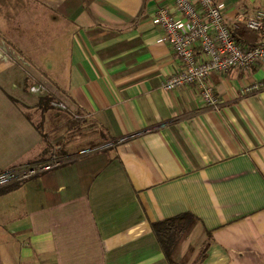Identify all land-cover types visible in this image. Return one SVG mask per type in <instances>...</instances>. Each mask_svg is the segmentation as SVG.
Listing matches in <instances>:
<instances>
[{"label":"crops","instance_id":"1","mask_svg":"<svg viewBox=\"0 0 264 264\" xmlns=\"http://www.w3.org/2000/svg\"><path fill=\"white\" fill-rule=\"evenodd\" d=\"M213 2L241 47L261 42L238 21L264 0ZM173 3L0 0V111L17 112L0 171L63 161L1 186L0 264H168L151 224L181 214L192 262L264 264V88L244 91L264 64L210 74L215 108L195 86L164 91L182 63L151 18Z\"/></svg>","mask_w":264,"mask_h":264},{"label":"built area","instance_id":"2","mask_svg":"<svg viewBox=\"0 0 264 264\" xmlns=\"http://www.w3.org/2000/svg\"><path fill=\"white\" fill-rule=\"evenodd\" d=\"M240 27L259 35L261 42L252 48L236 43L224 22L221 5L213 0H174L172 7L159 6L151 23L163 31L161 41L168 44L182 63V70L171 75L162 84L164 91L184 86H195L202 103L217 106L213 87L208 82L212 73L226 74L231 69L248 71L264 64V10L240 18ZM264 88V80L246 86V93ZM34 92L42 93L36 88ZM63 165L56 157L35 161L24 168H15L0 174V187L21 183Z\"/></svg>","mask_w":264,"mask_h":264},{"label":"trees","instance_id":"3","mask_svg":"<svg viewBox=\"0 0 264 264\" xmlns=\"http://www.w3.org/2000/svg\"><path fill=\"white\" fill-rule=\"evenodd\" d=\"M242 31V30H241ZM240 32V30H239ZM233 38L236 37V32H232ZM236 41V39H235ZM239 44L238 41H236ZM52 98L44 96L40 98L43 106L50 107ZM5 188L0 187V191ZM195 217L191 214H181L168 218L159 222L151 224L152 232L157 240V243L165 257L168 264H180L173 259L174 247L177 240L192 227ZM204 259V253L200 254L194 264H200Z\"/></svg>","mask_w":264,"mask_h":264},{"label":"rangeland","instance_id":"4","mask_svg":"<svg viewBox=\"0 0 264 264\" xmlns=\"http://www.w3.org/2000/svg\"><path fill=\"white\" fill-rule=\"evenodd\" d=\"M8 89H9V86L6 85L5 90L8 91ZM16 99L18 100L17 101L13 99L11 100L14 102V104L18 105V113H20L19 110H21V107H22L21 101L23 100L18 97ZM13 111L14 110L11 111L9 109L0 111V164L6 160L11 161L12 159H15L16 157V152L14 151L13 144H14L15 137L17 136L16 135L17 131H16V126L13 124L12 120L16 118L15 116L17 112H13ZM5 134H8L9 136L7 137ZM3 165H6V164H3ZM11 169L13 168L5 169V170L2 169L3 171H0V174L8 170H11ZM193 229H194V226H192L191 228L188 227L186 232L182 235L183 242H186L189 239V257L185 259H181L180 261L182 264H187V263L194 264L195 262H192L193 258L203 248V246L201 245V242H202L201 240H199L194 245L191 244L192 243L191 239L193 238V234H194Z\"/></svg>","mask_w":264,"mask_h":264}]
</instances>
